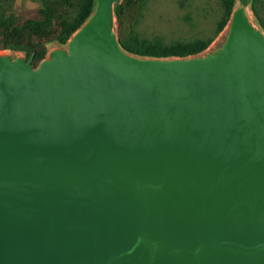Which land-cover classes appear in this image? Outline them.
<instances>
[{"label": "water", "instance_id": "95a60500", "mask_svg": "<svg viewBox=\"0 0 264 264\" xmlns=\"http://www.w3.org/2000/svg\"><path fill=\"white\" fill-rule=\"evenodd\" d=\"M96 0L34 66L0 49V264H264V30L238 0L186 56L126 50Z\"/></svg>", "mask_w": 264, "mask_h": 264}, {"label": "trees", "instance_id": "16d2710c", "mask_svg": "<svg viewBox=\"0 0 264 264\" xmlns=\"http://www.w3.org/2000/svg\"><path fill=\"white\" fill-rule=\"evenodd\" d=\"M42 1L41 18L27 19L22 24L13 14H8L3 4H0V49L23 51L28 58L33 59L34 66H37L45 57L51 43H66L72 33L88 18L96 5V0H77L75 4L72 3V0ZM135 1L119 0L115 5L120 42L126 50L143 56H186L202 51L213 41V39L207 41L196 39L189 42L178 41L166 44L158 39L141 38L137 31L128 27L126 23L128 11ZM263 1L252 0L248 8L264 30L263 7L261 5ZM221 2L224 14L218 24V34L228 22L233 9L238 5V0H221ZM59 5L74 10V13H69L67 9L60 11ZM56 25H58V29H55Z\"/></svg>", "mask_w": 264, "mask_h": 264}, {"label": "rangeland", "instance_id": "374dc122", "mask_svg": "<svg viewBox=\"0 0 264 264\" xmlns=\"http://www.w3.org/2000/svg\"><path fill=\"white\" fill-rule=\"evenodd\" d=\"M0 4L20 24L27 19L41 18L42 0H0ZM261 5L264 16V1ZM59 9L74 13L63 5H59ZM223 14L221 0H136L128 11L126 23L148 40L158 39L166 44L196 39L207 41L217 37Z\"/></svg>", "mask_w": 264, "mask_h": 264}]
</instances>
